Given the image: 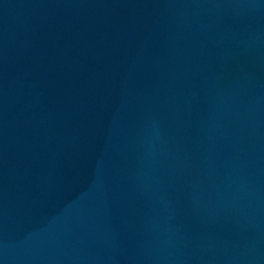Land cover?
<instances>
[{
    "label": "water",
    "instance_id": "obj_1",
    "mask_svg": "<svg viewBox=\"0 0 264 264\" xmlns=\"http://www.w3.org/2000/svg\"><path fill=\"white\" fill-rule=\"evenodd\" d=\"M0 264H264V0H0Z\"/></svg>",
    "mask_w": 264,
    "mask_h": 264
}]
</instances>
